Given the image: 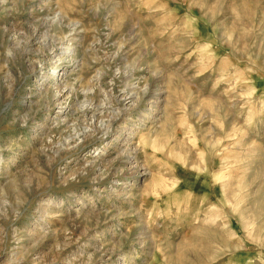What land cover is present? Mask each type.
Listing matches in <instances>:
<instances>
[{
	"label": "rangeland",
	"instance_id": "obj_1",
	"mask_svg": "<svg viewBox=\"0 0 264 264\" xmlns=\"http://www.w3.org/2000/svg\"><path fill=\"white\" fill-rule=\"evenodd\" d=\"M0 264H264V0H0Z\"/></svg>",
	"mask_w": 264,
	"mask_h": 264
}]
</instances>
